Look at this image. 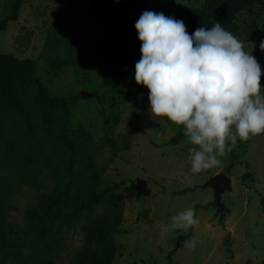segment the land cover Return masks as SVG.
<instances>
[{
    "label": "rangeland",
    "instance_id": "rangeland-1",
    "mask_svg": "<svg viewBox=\"0 0 264 264\" xmlns=\"http://www.w3.org/2000/svg\"><path fill=\"white\" fill-rule=\"evenodd\" d=\"M70 0H25L20 17L0 31V52L20 58L31 57L37 74L53 95L76 96L71 105V127L90 131L96 140L118 137L130 131V150L120 152L101 182V189L115 186L125 195L126 208L116 240L120 245L113 264H170L169 254L178 245L182 230L164 231L171 218L187 208L197 207L199 225L194 227L195 250L184 241L173 255L174 264H262L264 261V133L250 141H238L221 165L191 172L184 127L168 121L157 123L150 114L149 93L140 91L133 77L124 93L102 85V73L81 61L53 72L41 56L48 28ZM199 0H83L82 19L92 39L136 28L145 11L166 17L191 9ZM14 0H0V18L11 14ZM225 30L231 32L261 66V95L264 96V7L241 10ZM83 90L94 96L81 98ZM148 108L143 114V104ZM133 120L144 130L130 126ZM239 140V139H238ZM236 158L234 159V152ZM109 147L100 158L110 157ZM232 161L236 164L230 171ZM227 172L231 188L222 194L225 209L215 205V189L205 183L215 174ZM185 191V192H183ZM37 190L25 185L16 195L6 221L24 223L25 208L36 200ZM189 231V230H188ZM187 233V232H186ZM188 238V239H190ZM186 239V240H188ZM83 243L81 231L70 232L65 259Z\"/></svg>",
    "mask_w": 264,
    "mask_h": 264
},
{
    "label": "trees",
    "instance_id": "trees-1",
    "mask_svg": "<svg viewBox=\"0 0 264 264\" xmlns=\"http://www.w3.org/2000/svg\"><path fill=\"white\" fill-rule=\"evenodd\" d=\"M24 1L14 0L11 14L0 18V31L19 19ZM255 5L264 7V0H199L191 9L167 17L182 20L192 35L197 28H211L217 22L226 29L238 12ZM83 7V0L69 1L49 26L41 56L53 72L78 67L84 60L102 73L103 86L124 93L142 55L138 31L122 29L92 39L81 16ZM139 89L149 93L145 86ZM77 100L53 95L31 57L0 52V264H113L117 257L116 234L124 220L125 195L115 186L100 187L113 160L130 150L132 133L98 141L90 131L72 128L71 105ZM141 104L143 116L148 105L136 106ZM129 125L144 130L133 120ZM106 146L111 155L101 159ZM235 164L232 161L228 171ZM25 185L37 195L25 208L24 223L6 221ZM194 227L179 235L169 254L170 264ZM78 231L83 243L67 260L63 250L68 235Z\"/></svg>",
    "mask_w": 264,
    "mask_h": 264
},
{
    "label": "clouds",
    "instance_id": "clouds-1",
    "mask_svg": "<svg viewBox=\"0 0 264 264\" xmlns=\"http://www.w3.org/2000/svg\"><path fill=\"white\" fill-rule=\"evenodd\" d=\"M136 29L142 55L135 81L149 90V111L157 123L164 125L166 117L184 127L193 145L188 149L193 174L220 166L238 139L246 142L264 133L261 66L219 22L189 35L182 20L145 11ZM199 223L195 210L187 208L162 232L186 233ZM183 246L195 250V238Z\"/></svg>",
    "mask_w": 264,
    "mask_h": 264
},
{
    "label": "water",
    "instance_id": "water-1",
    "mask_svg": "<svg viewBox=\"0 0 264 264\" xmlns=\"http://www.w3.org/2000/svg\"><path fill=\"white\" fill-rule=\"evenodd\" d=\"M94 96V92L83 90L81 93V98H89ZM232 178L227 172H220L212 176L206 183L205 186H211L215 189V205L218 207L219 211L225 209V204L222 201L223 192L231 188Z\"/></svg>",
    "mask_w": 264,
    "mask_h": 264
}]
</instances>
